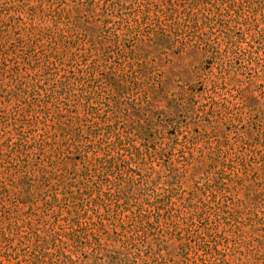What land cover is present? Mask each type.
<instances>
[{
  "label": "rangeland",
  "instance_id": "374dc122",
  "mask_svg": "<svg viewBox=\"0 0 264 264\" xmlns=\"http://www.w3.org/2000/svg\"><path fill=\"white\" fill-rule=\"evenodd\" d=\"M0 264H264V0H0Z\"/></svg>",
  "mask_w": 264,
  "mask_h": 264
}]
</instances>
